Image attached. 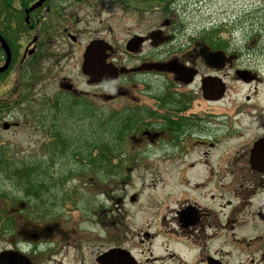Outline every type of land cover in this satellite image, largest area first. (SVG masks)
<instances>
[{
  "label": "flooded vegetation",
  "instance_id": "1",
  "mask_svg": "<svg viewBox=\"0 0 264 264\" xmlns=\"http://www.w3.org/2000/svg\"><path fill=\"white\" fill-rule=\"evenodd\" d=\"M37 1L2 4L0 35L7 50L0 47V67L6 64L0 86L12 81L16 98L23 97L24 85L54 87L52 95L38 97L39 112L85 117L90 109L104 117L107 110L117 165H131L123 152L128 137L143 135L151 145L159 137L164 171L176 164L178 184L193 181L197 193L166 194L159 203L164 207L150 203L139 226L136 209L124 212L121 199L111 196L109 206L89 219L105 232L93 264H224L217 253L234 241L245 215L254 229L263 226L264 242V46L254 37L253 47L246 46L253 29L247 32L246 21L232 14L233 0L229 9L209 0H44L28 11ZM156 11L159 19L150 25L147 17L131 14ZM194 12L209 18L201 22ZM125 17L133 22L119 32ZM95 41L104 43L102 65L114 69L112 80L93 82L83 74L85 49ZM198 168L202 173L186 176ZM206 187L208 193L197 192ZM7 222L4 215V233L10 232ZM217 240V253L206 249ZM86 243L37 240L3 251L19 252L32 264H52L59 256L72 263L82 246L89 249ZM168 244L200 252L186 261Z\"/></svg>",
  "mask_w": 264,
  "mask_h": 264
},
{
  "label": "rangeland",
  "instance_id": "2",
  "mask_svg": "<svg viewBox=\"0 0 264 264\" xmlns=\"http://www.w3.org/2000/svg\"><path fill=\"white\" fill-rule=\"evenodd\" d=\"M236 1H232V14L240 16L241 20L246 21L247 25L244 24V26L248 27L247 32L249 29H253L247 33L249 37L246 46L253 47L249 41L254 37L257 38L258 46L262 48L264 44L260 41V37L264 38V0H243L242 3L238 2L239 0ZM201 2L204 4L208 1L202 0ZM209 2L211 5H216L217 9H229L228 2L230 0H209ZM155 7L158 9V5ZM131 14L147 17L149 25L154 19H159L158 11L152 12L151 15L148 12ZM194 14L196 12L192 15ZM203 14H196L199 16L197 19L201 22L209 18L208 13ZM107 17V13H103L101 16L102 19ZM131 22L133 19L130 20L129 17H125L124 20L120 18L119 32L127 30ZM120 34L122 35V32ZM257 49L255 48V50ZM20 90L23 97L16 98L18 94L16 84H12L11 81L7 85L0 86V104H5L0 106V152L3 151L4 155L9 158L13 157L15 162H36V164L49 165L50 160L45 146L50 140L48 130L51 121L42 125L36 120L35 114L36 105L39 104L38 97L52 95L55 88L49 86L44 89L40 85L32 84L31 90ZM87 90L89 94L94 91L89 88ZM107 108L112 110L113 107L108 105ZM103 112L109 113L107 110ZM45 114L52 118L56 117L57 113ZM45 114L42 115L45 116ZM3 122L10 123L9 129H1ZM158 138L156 137L155 144L151 145L148 143L150 139L143 135L128 137L123 152L131 165H119L118 172L111 168L109 175L73 172L76 171L77 165H84V170L91 169L85 166L88 161H84L76 155L66 156L63 162L51 163V170L40 185L43 188L40 201L37 197L27 196L23 189L16 186L15 183L12 184L6 176L0 174V216L10 214L14 221V231L12 232L4 233L0 227V252L24 245L27 242L34 243L37 240L55 239L62 242L69 239H86L89 249L82 246L83 249L78 255L77 261L68 257L73 261L69 263L68 260L59 256L52 264H93L94 255L104 248V245L102 247L100 245L102 244L101 239L105 238V232L103 235L102 229L91 225L89 221L95 213L94 209L89 207V203L94 198L98 199L96 195L99 196L101 193L109 191L114 194L115 199H121V204L125 206L124 212L126 210L132 212L136 209L134 223L137 226L143 223V212L150 203L156 207L165 206V204L159 203L163 202L162 198L166 194L172 198H175L178 192H188L191 197L197 195L192 191L193 181L185 185L186 187L178 184L175 174H181V169H178L176 164L167 167L171 170L169 173L164 171L163 164L159 160L160 149L163 146L160 141L158 142ZM95 153L92 152V158L95 157ZM89 163H93V161H89ZM46 167L48 169V166ZM197 173H202V171L199 168L188 171L186 176L192 179L196 177ZM126 175L128 179H125ZM64 176L66 178L62 180L61 177ZM209 191L210 188L206 187L197 192L205 194ZM248 216L242 217L244 220L248 219L245 224L234 229L236 235L228 247L221 248L222 241L219 240L207 245L206 249L211 252L216 250L217 253L219 248L224 251L217 253L225 262L224 264H264V242L260 241L263 226L260 225L259 228L254 226L256 228L254 229L250 223L252 222L251 216L249 218ZM92 221L94 222V219ZM161 242H163L162 239L158 238L154 243L157 253L162 252L159 249ZM147 246L149 248V245ZM186 247L188 248V245L168 244L169 250H173L186 261H193L194 256L197 257L200 252L199 248L194 250Z\"/></svg>",
  "mask_w": 264,
  "mask_h": 264
},
{
  "label": "trees",
  "instance_id": "3",
  "mask_svg": "<svg viewBox=\"0 0 264 264\" xmlns=\"http://www.w3.org/2000/svg\"><path fill=\"white\" fill-rule=\"evenodd\" d=\"M4 1L0 0V16ZM37 114L35 117L40 124L43 125L45 122L51 121L48 130L50 140L45 146V151H47L50 160L49 165L36 164V162H15L13 157L9 158L4 155L3 151L0 152V174L6 176L12 184L15 183L16 186L23 189L27 196L37 197L40 201L43 191L40 185L50 172L52 164L59 161L63 162V159L69 155H76L88 161L85 166L91 168L84 170V165H77L76 171L73 172L109 175L111 168L118 172L117 164L112 162V142L116 135L113 131L114 126L111 117L95 116L97 114L90 112L83 119L75 118L63 111H58V115L52 118L50 115L38 114L37 116ZM88 121L89 123H87ZM92 152H96L94 158L91 157ZM89 161H93V163H89ZM65 178V176L61 177L62 180ZM7 224L8 226L13 224L10 216Z\"/></svg>",
  "mask_w": 264,
  "mask_h": 264
},
{
  "label": "water",
  "instance_id": "4",
  "mask_svg": "<svg viewBox=\"0 0 264 264\" xmlns=\"http://www.w3.org/2000/svg\"><path fill=\"white\" fill-rule=\"evenodd\" d=\"M44 0H38L30 10L39 6ZM0 45L3 49H7L5 42L0 37ZM104 43L95 41L90 43L84 53V66L82 71L90 77L94 82H101L111 80L115 76V71L110 66H103L102 53L104 50ZM6 65L0 68V73L5 70ZM160 69V67H157ZM3 128L7 129L8 125L3 124ZM25 259L14 253H0V264H25Z\"/></svg>",
  "mask_w": 264,
  "mask_h": 264
}]
</instances>
